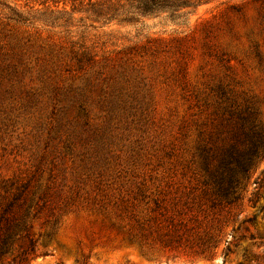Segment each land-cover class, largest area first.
<instances>
[{"label":"rangeland","instance_id":"374dc122","mask_svg":"<svg viewBox=\"0 0 264 264\" xmlns=\"http://www.w3.org/2000/svg\"><path fill=\"white\" fill-rule=\"evenodd\" d=\"M246 104L264 131V0L128 21L108 0H0V203L31 201L0 264H264V153L211 255L209 218L164 219L200 200L197 146Z\"/></svg>","mask_w":264,"mask_h":264},{"label":"trees","instance_id":"16d2710c","mask_svg":"<svg viewBox=\"0 0 264 264\" xmlns=\"http://www.w3.org/2000/svg\"><path fill=\"white\" fill-rule=\"evenodd\" d=\"M204 1L207 0H108V9L128 21L136 13L150 14L166 10L176 14L179 9L193 8ZM93 5L97 7L94 2ZM220 95L224 100V93ZM223 109L226 114L224 125L209 142L197 146L200 200L194 202L186 192L173 198L170 209L164 213V219L177 230L183 225L188 226L189 220L198 222L199 216L209 218L208 227L212 232L197 249L204 255H211L217 246L223 222L243 198L241 177L248 178L253 160L264 153V131L257 121L254 108L246 104L242 108L223 105ZM20 195L21 191L0 203V254L9 249L15 238L24 233L28 235L26 220L31 201L19 203ZM186 213L190 214L187 222L178 220L181 214Z\"/></svg>","mask_w":264,"mask_h":264}]
</instances>
